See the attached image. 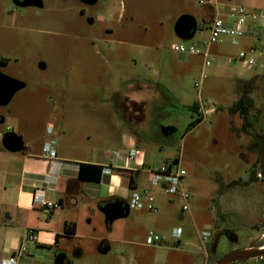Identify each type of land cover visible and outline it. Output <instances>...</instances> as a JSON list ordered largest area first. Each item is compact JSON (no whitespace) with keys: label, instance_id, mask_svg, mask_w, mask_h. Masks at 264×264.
<instances>
[{"label":"rangeland","instance_id":"obj_1","mask_svg":"<svg viewBox=\"0 0 264 264\" xmlns=\"http://www.w3.org/2000/svg\"><path fill=\"white\" fill-rule=\"evenodd\" d=\"M40 1L39 7L20 8L14 0H0V59L6 60L0 73L22 84L7 102L0 103V128L22 140L20 133L39 136L47 124H60L69 128L62 131L66 136L87 141L85 132L89 133V117L95 110L133 114L134 105L126 98L142 97V124L130 121L132 129L140 128L134 129L140 131L139 146L153 165L180 156L186 171L183 185L190 194V213L183 214L182 220L177 218L182 214L181 201L175 198L168 204L159 193L156 212L144 213L140 219L133 217L137 212L130 208L128 216L102 225L97 222L98 234L114 239L110 249L103 247L97 253L94 241L82 239L84 254L70 256L68 264H214L231 247L262 246L264 180L249 183V174L258 170L259 149L253 142L264 135V77L253 92V125L248 132L241 131L239 117L218 107L238 97L240 78L264 72V0H218L221 11L243 6L256 36H244L240 45L213 44L211 51L217 58L207 67L208 77L200 88L196 84L202 59L180 60L173 45L206 38L203 11L215 8L208 0H96L89 5L79 0ZM182 15L195 21L187 40L174 31ZM251 45L262 48L256 56L259 66L249 69L241 61L229 63ZM93 96L108 104L90 103ZM118 101L126 107L117 106ZM194 102L200 109L189 107ZM210 107L215 110L205 113ZM199 116L202 120L187 130ZM156 123L174 129L159 134ZM167 212L170 219L165 221ZM152 218L159 219V226ZM139 219L144 220L145 237L153 231L166 240L146 245L144 235L128 230ZM172 227L182 230L180 244L170 237ZM223 231L237 236V242H228L223 234L212 252V240ZM203 236L209 239L206 255L199 248ZM28 258L30 264H54L44 256Z\"/></svg>","mask_w":264,"mask_h":264},{"label":"crops","instance_id":"obj_2","mask_svg":"<svg viewBox=\"0 0 264 264\" xmlns=\"http://www.w3.org/2000/svg\"><path fill=\"white\" fill-rule=\"evenodd\" d=\"M203 16L209 22L213 8H206ZM211 52L216 60L217 54ZM189 57L180 55V60L187 61ZM230 60L231 65L236 64ZM154 74L157 75V71ZM130 100L134 105L133 114L128 110H95L89 117V133L85 132L87 141L78 142L64 134L65 129L69 128L49 123L44 127L42 135L20 133L23 146L15 152L3 146V137L8 132L0 128V264H4V260L15 252L21 237L28 230L38 233V244L37 247L31 246L30 251L22 255L17 264H30L28 257L35 255L44 256L54 263L58 261L68 264L70 256L80 257L84 254L82 239L94 241L97 253H101L103 247L110 249L114 239L103 233L98 234L96 223H106L100 208L117 199L129 202L134 191L150 186V171L156 166L149 162L145 151L139 146L140 131L134 130L140 129L137 126H141L144 119L141 108L145 99L135 96L126 98L127 102ZM89 102L94 105L101 102L108 104L107 100H99L97 96L90 97ZM120 104L126 107L124 102L118 101L117 106ZM131 120L138 124L134 129L130 127ZM161 126L171 125L156 123L159 134H163ZM48 137L55 140L52 145L55 156L52 158L44 155L43 151L44 143L49 141ZM92 137H95V142L91 141ZM131 149L137 150V154L129 159ZM80 163L107 166L111 172L102 174L99 180H82L78 176ZM36 192L54 202L53 207L45 209L34 204L32 196ZM175 198L178 197L166 196V203L172 204ZM155 203L158 210L157 198ZM135 211L137 213L133 217L140 219L144 213H151L144 209ZM170 213L167 212L162 219L169 220ZM177 218L182 220L183 214L178 213ZM152 219L154 225L159 226V219ZM141 222L144 223V220L138 221L128 230L145 237ZM134 240L126 242L138 246L139 242ZM137 255L142 260V256Z\"/></svg>","mask_w":264,"mask_h":264},{"label":"built area","instance_id":"obj_3","mask_svg":"<svg viewBox=\"0 0 264 264\" xmlns=\"http://www.w3.org/2000/svg\"><path fill=\"white\" fill-rule=\"evenodd\" d=\"M202 2V1H201ZM208 4H214L212 19L206 26L207 36L205 39H199L193 41L190 44L179 43L174 44L173 49L182 57L198 56L202 59L201 73L199 83L197 87H201V83L208 77L207 67L211 65L213 59L211 46L213 44H222L227 41L231 45H240L241 39L244 36H256V30L254 26H249L246 22L247 12L243 6L230 7L226 11H221L218 7V0H208ZM262 52V48L255 46H249L246 49L240 50L236 58H231V63L241 61L242 64L249 68L254 69L258 64L256 56ZM214 108L210 107L205 110V113L213 112ZM55 144L54 139L44 143L43 151L44 155L48 157L55 156V150L52 145ZM137 154V150L131 149L128 153L129 159L133 158ZM111 172L110 167H103V174ZM150 186L134 191L130 200L129 208L144 209L149 212H156V196L158 193L166 195L168 197H178L181 201L182 214L190 213L189 198L190 194L183 185V178L186 175V171L181 166L180 156L167 159L159 165H156L154 169L150 171ZM34 204L41 208L51 209L54 202L47 200L45 196L36 192L32 196ZM182 236V230L180 228H174L170 237H172L176 243L180 244V238ZM166 240L164 234L148 231L145 237V243L148 246L159 245ZM204 255H206V244L209 242L207 236L200 238ZM38 233L28 230L20 239L19 246L12 253L8 259L4 260V264H17L22 255L28 252L29 247H37ZM187 245V243L185 244Z\"/></svg>","mask_w":264,"mask_h":264},{"label":"water","instance_id":"obj_4","mask_svg":"<svg viewBox=\"0 0 264 264\" xmlns=\"http://www.w3.org/2000/svg\"><path fill=\"white\" fill-rule=\"evenodd\" d=\"M95 2L96 0H92ZM195 28V21L189 15H182L178 18L175 23L174 31L176 35L182 39L187 40L192 37ZM17 83L0 73V103L4 104L11 97L12 93L17 89ZM9 92L7 94V91ZM5 99V101H2ZM260 148L258 156V176L264 179V135H259ZM3 146L9 151H18L22 148L23 142L21 138L15 134H7L3 137ZM101 212L104 214L105 221L110 222L117 218L125 217L129 214V205L121 200H115L113 202H108L100 208ZM234 236L233 238L237 242V236L226 231L220 232L211 244V251L214 252L217 246V241L221 235ZM264 256V247H238L228 251L223 254L218 259L214 260V264H231L235 261H240L243 259H251L256 257Z\"/></svg>","mask_w":264,"mask_h":264},{"label":"trees","instance_id":"obj_5","mask_svg":"<svg viewBox=\"0 0 264 264\" xmlns=\"http://www.w3.org/2000/svg\"><path fill=\"white\" fill-rule=\"evenodd\" d=\"M264 77V72L260 75H253L249 78L241 79L237 82L238 97L228 106H219L218 109L225 110L231 117H239L241 119V131L248 132L252 127L253 122L251 120V111L254 107L253 92L256 90L257 82ZM192 109L198 108V103L194 102L189 106ZM215 110V109H214ZM202 120L199 116L188 125L187 130L192 127V125L197 124ZM163 133L171 132L173 126H161ZM253 147L260 148V139L257 137L253 142ZM258 163V160L256 164ZM103 174V167L90 164V163H80L78 176L82 180H99ZM258 179H262L258 176L257 170H252L249 174V183L254 182ZM264 180V179H262Z\"/></svg>","mask_w":264,"mask_h":264},{"label":"flooded vegetation","instance_id":"obj_6","mask_svg":"<svg viewBox=\"0 0 264 264\" xmlns=\"http://www.w3.org/2000/svg\"><path fill=\"white\" fill-rule=\"evenodd\" d=\"M79 1L81 3L88 4V5L94 3L92 0H79ZM14 4H15L16 7H20V8H23V7H39L41 5V1L40 0H14ZM5 62H6L5 59H0V65L5 64ZM16 83H17V86H18L17 89H19V87H21L22 84L19 83V82H16ZM17 89L15 91H17ZM8 93L9 92L7 91V94ZM2 101H5V99H2ZM262 226L264 227V225H262ZM225 237L228 240V242H230V243H236L235 239L233 238L234 236L225 235ZM262 246H264V244ZM257 247H261V246H257ZM235 248H238V247H236V246L231 247L229 249V251L232 250V249H235ZM263 258H264V256H262V257H256V258H251V259H243V260H240V261L232 262L231 264H262V263H264ZM254 259H257V260H260V261L259 262H254ZM54 264H66V263L55 261Z\"/></svg>","mask_w":264,"mask_h":264},{"label":"bare ground","instance_id":"obj_7","mask_svg":"<svg viewBox=\"0 0 264 264\" xmlns=\"http://www.w3.org/2000/svg\"><path fill=\"white\" fill-rule=\"evenodd\" d=\"M264 247V246H263Z\"/></svg>","mask_w":264,"mask_h":264}]
</instances>
